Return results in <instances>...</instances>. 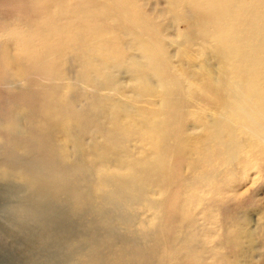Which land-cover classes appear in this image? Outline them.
<instances>
[{
	"label": "bare ground",
	"instance_id": "bare-ground-1",
	"mask_svg": "<svg viewBox=\"0 0 264 264\" xmlns=\"http://www.w3.org/2000/svg\"><path fill=\"white\" fill-rule=\"evenodd\" d=\"M87 2L90 6L80 11L83 17L107 20L122 34L118 30L115 38H106L92 33L85 42L83 31L66 36L67 26L56 23L52 31L63 43L38 49L21 45L2 58V66L8 67L3 84L20 85L31 75L40 82L41 110L13 111L15 119L33 122V147L26 146L37 150L30 156L31 148H22V155H16L22 159L17 167L26 179V196L34 203L26 214L52 228L53 250L40 263L207 264L204 256L210 253L216 257L211 264H237L236 258L229 259L244 245L237 214L212 247L201 237V231L208 234L210 228L200 230L197 220L201 215L211 220L216 207L241 203L244 193L235 192L231 184L240 173L247 179L250 169L245 166L239 173L233 166L251 157L264 160V123L238 118L246 101H256L264 110V0H165L163 15L186 24V40H200V53L212 50L218 65L216 71L205 68L202 75L189 73V98L169 54V35L164 34L169 29L145 12L151 0ZM135 32L146 37L128 42L127 35ZM73 68L82 87L54 84L55 78L68 79ZM121 71L135 79L130 105L105 93L118 84L115 74ZM147 95L157 102L137 105ZM190 98L215 111L194 123L203 131L198 138L187 133ZM63 195L65 205L95 223L90 231L70 235L66 251L58 228ZM137 206L151 212L153 227L141 237L131 230L135 218L129 210ZM122 226L129 234L121 233ZM252 238L249 235L248 241Z\"/></svg>",
	"mask_w": 264,
	"mask_h": 264
},
{
	"label": "rangeland",
	"instance_id": "rangeland-1",
	"mask_svg": "<svg viewBox=\"0 0 264 264\" xmlns=\"http://www.w3.org/2000/svg\"><path fill=\"white\" fill-rule=\"evenodd\" d=\"M99 1L106 3L109 0ZM151 3L149 7H146L145 12L150 19H153L155 22L169 29L168 32L164 33L166 34L165 36L169 35L166 42L169 45V54L175 64L174 68L181 71V74H177V78L179 79V84L185 86L186 91L184 97L187 96L186 98H189L191 96V79L189 78V73L196 76L202 75L205 68H214L216 71L218 65L214 60L212 50L211 53L210 51L203 54L200 53V40L197 42L186 40L184 37V34L188 32L186 24L183 22L176 23L172 17H165V15H163V9L166 5L165 0H151ZM152 5H154V8ZM87 6H90L87 0H0V167L5 168H0V170L3 169L5 172V175H2L0 172V264H41L40 262L48 256L47 253L52 252L54 247L52 240H50L52 233V228H49L50 224H48V226H42L41 223L35 222L34 219H31V217L26 214L27 207H34L32 206L34 203L31 201L30 197L26 196V179H24V176L21 174L20 168L17 167L19 162H22V159L21 157L16 158V155H18V157L22 155L20 153L22 148L24 151L32 150L28 152L30 156H34L37 151L31 148L33 147L31 146V142L33 143L35 140L33 139L35 137L32 136L33 132L31 131L33 130V122L29 118L22 121H20V119H15L16 117L13 111L26 110L29 113H33L41 110L39 93H37V90L40 88L38 86L40 82L36 84V77L31 75L30 81H24L20 85L3 84V75L8 68L2 66L6 65L2 61L4 57L3 54L5 57H8L16 53V51L21 48V45H28L32 49H38L39 47L48 46L50 42L53 45L63 43L60 36L57 35L58 33L52 31L56 23L67 26L68 30L65 34L66 36H70L71 31H83L82 40L85 42H88L92 33L95 35H104L106 38H115L118 34H122V30L118 28L115 29L107 20L102 21L94 17H83L80 11ZM150 8L153 10L151 11ZM91 13H95L93 8H91ZM157 14L160 16L162 14V16L160 17ZM118 30L119 32H117L118 34L116 35V31ZM143 36L146 37V34L135 32V34H128L126 39L128 42H138L139 38ZM134 54L139 56L137 50H134ZM12 68H14V70L17 69L16 65L12 66ZM69 74L66 80L55 78V82L53 81L54 84L71 82L73 85L75 83V86H83L76 79L78 69H71ZM116 75L118 84L115 88L106 90L105 93L113 98H123L125 101L122 103L130 105L135 100V79L124 71L117 72L115 76ZM44 82L51 83V81L48 80ZM44 82H41V84ZM195 84L199 85L196 82ZM120 89L123 90L118 92ZM34 91L36 92L35 94ZM143 100V103H138L137 105H145V102H157V99L150 95L145 96ZM188 100H191L190 104H193V107L188 108L187 111L189 112L191 109L193 113H190V117L187 121L189 124H192H187L190 128L187 133L191 134L194 138H198L203 135V131L201 128H197V125H194V123H201V121L210 118L215 111L210 106L201 103L202 100L200 99L192 100L190 98ZM81 105L84 106L83 103H81ZM8 126L10 129H7ZM8 130H10V132ZM17 134L18 136L15 138L16 136L14 137V135ZM29 136L32 139L29 138ZM18 138L19 140L24 138L25 141L22 140L21 142L20 140L19 142ZM20 143L23 144L21 145ZM27 143L31 146H29L31 150L26 146ZM35 146L34 143V147ZM39 150H41V147ZM257 151V148H254L253 152ZM25 152L23 155H26ZM12 161L14 162L12 163ZM260 161L261 162H258V158L254 159L251 157L233 166L237 168L238 172L246 167L250 169V174L247 176V179H245L246 175L239 172L240 174L236 178L237 181L231 184L236 187L235 192L244 193L241 203H227L222 209L216 207L213 210L214 213L212 214L211 220L204 219L202 215L197 220V226L198 228L200 227V230L204 227L210 228L208 234H205L202 230L201 237L209 247H212L214 244L213 242H218L223 238L226 229L230 227L232 217L237 214L244 245L242 249L237 250V254L240 255L235 253L236 255L233 254V257H229V259L233 260L236 258L237 264H264V160ZM6 163H8L7 166ZM12 165H15V168L14 166L12 167ZM8 168H12V171ZM11 172L13 174H18H14L15 177L13 175L7 177ZM239 177L240 180H238ZM214 196L216 199H221L220 196L215 194ZM64 198L65 196L63 195L61 199L62 206L58 228L60 229V242L66 251L67 247L65 245H67V243L69 244L68 237L70 235H76L77 233L81 235L86 230L90 231L88 229L92 230L93 228L91 226L95 223L94 221L92 223L91 216L87 214L81 216L77 214L71 206L65 205L66 201ZM129 212L132 216L134 215L135 218L134 225L131 228L132 232H136V234L134 233L135 235L141 237L142 233L153 228H151L150 225L151 212H147L144 207L137 206L133 209L131 208ZM121 228L120 231L121 233L123 232L122 234H129V231L125 229V227L122 226ZM249 235L250 237L253 236L251 241H248ZM226 251L227 249H223V252ZM209 254H205L204 256L205 262L207 264L215 263L216 257L210 256ZM150 262L151 260H144L142 264H150Z\"/></svg>",
	"mask_w": 264,
	"mask_h": 264
},
{
	"label": "clouds",
	"instance_id": "clouds-1",
	"mask_svg": "<svg viewBox=\"0 0 264 264\" xmlns=\"http://www.w3.org/2000/svg\"><path fill=\"white\" fill-rule=\"evenodd\" d=\"M238 118L249 121L253 124L264 123V110L256 101H246L240 108Z\"/></svg>",
	"mask_w": 264,
	"mask_h": 264
}]
</instances>
